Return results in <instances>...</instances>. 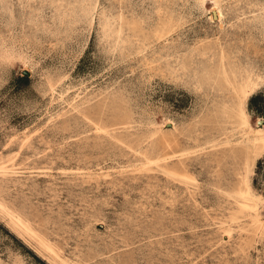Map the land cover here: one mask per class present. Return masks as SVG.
<instances>
[{"label":"rangeland","instance_id":"rangeland-1","mask_svg":"<svg viewBox=\"0 0 264 264\" xmlns=\"http://www.w3.org/2000/svg\"><path fill=\"white\" fill-rule=\"evenodd\" d=\"M259 128L264 0H0V264H264Z\"/></svg>","mask_w":264,"mask_h":264},{"label":"bare ground","instance_id":"bare-ground-1","mask_svg":"<svg viewBox=\"0 0 264 264\" xmlns=\"http://www.w3.org/2000/svg\"><path fill=\"white\" fill-rule=\"evenodd\" d=\"M212 14H213V17L216 16V13H215V12H213ZM244 123L247 125V121H246V119H245ZM251 132L253 133V138H254V139H252L253 142H257V141H259V142H261V143L264 144V129H260V128H259V129L253 130V131H251ZM261 143H260V144H261ZM254 144H255V143H254ZM263 144H262V145H263ZM263 147H264V146H263ZM240 197H241L242 199L249 200V198H248L249 196H248V193H247V192H243V193L240 195ZM247 207H248L250 210H253V211H254V208L251 207V205L249 206L248 203L245 202V201L240 205V208H241V209H247ZM254 222L257 223V225L259 226L260 229H264V222H262L257 216L255 217Z\"/></svg>","mask_w":264,"mask_h":264}]
</instances>
